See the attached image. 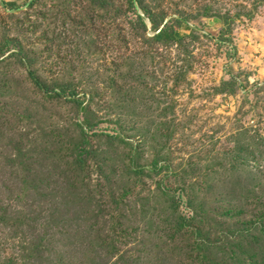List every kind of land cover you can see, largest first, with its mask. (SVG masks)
<instances>
[{
    "label": "rangeland",
    "instance_id": "374dc122",
    "mask_svg": "<svg viewBox=\"0 0 264 264\" xmlns=\"http://www.w3.org/2000/svg\"><path fill=\"white\" fill-rule=\"evenodd\" d=\"M0 264H264V0H0Z\"/></svg>",
    "mask_w": 264,
    "mask_h": 264
},
{
    "label": "trees",
    "instance_id": "16d2710c",
    "mask_svg": "<svg viewBox=\"0 0 264 264\" xmlns=\"http://www.w3.org/2000/svg\"><path fill=\"white\" fill-rule=\"evenodd\" d=\"M177 31H171L170 28L163 29L157 36V40H168V41H176L177 40ZM30 78L32 79L33 83L42 89L44 92L49 93L51 92L48 88H46L40 79L33 73L30 72ZM57 95H61V93H56Z\"/></svg>",
    "mask_w": 264,
    "mask_h": 264
}]
</instances>
